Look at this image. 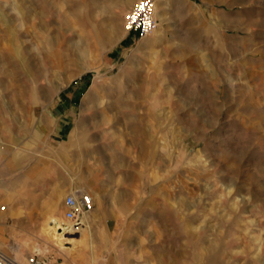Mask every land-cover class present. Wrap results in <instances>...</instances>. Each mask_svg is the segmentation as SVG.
<instances>
[{
  "label": "rangeland",
  "instance_id": "rangeland-1",
  "mask_svg": "<svg viewBox=\"0 0 264 264\" xmlns=\"http://www.w3.org/2000/svg\"><path fill=\"white\" fill-rule=\"evenodd\" d=\"M139 1L0 0V125H71L72 193L100 207L62 245L65 218L0 221V251L264 264V0H161L143 38L125 23Z\"/></svg>",
  "mask_w": 264,
  "mask_h": 264
},
{
  "label": "crops",
  "instance_id": "crops-1",
  "mask_svg": "<svg viewBox=\"0 0 264 264\" xmlns=\"http://www.w3.org/2000/svg\"><path fill=\"white\" fill-rule=\"evenodd\" d=\"M71 128V125H0L2 224L40 225L41 222L30 219L65 218V199L73 194L71 169L66 168L71 160V147L66 143L57 147V135L65 136ZM62 160L63 168L57 165ZM94 203L96 207L87 215L88 219L99 212L98 201L94 199Z\"/></svg>",
  "mask_w": 264,
  "mask_h": 264
},
{
  "label": "built area",
  "instance_id": "built-area-1",
  "mask_svg": "<svg viewBox=\"0 0 264 264\" xmlns=\"http://www.w3.org/2000/svg\"><path fill=\"white\" fill-rule=\"evenodd\" d=\"M157 0H140L126 15V30L139 38L152 34L157 26L155 17ZM64 216L73 227H78L82 216L93 210L95 203L90 193H84L77 197L75 194L67 195L65 199ZM0 264H20L14 258L0 251ZM26 264H47L35 255L27 259Z\"/></svg>",
  "mask_w": 264,
  "mask_h": 264
},
{
  "label": "bare ground",
  "instance_id": "bare-ground-1",
  "mask_svg": "<svg viewBox=\"0 0 264 264\" xmlns=\"http://www.w3.org/2000/svg\"><path fill=\"white\" fill-rule=\"evenodd\" d=\"M162 1L161 0H157L156 1V11H155V17H159V14H160V11H161V7H162ZM157 32V27L155 28V30L153 31V33H156ZM151 37L154 36V34L150 35ZM147 37V36H146ZM47 92V91H46ZM50 93H48L49 95ZM83 192H85L86 190L85 189H82ZM96 195V194H95ZM80 196V195H79ZM77 196V197H79ZM98 196V195H97ZM95 197V196H94ZM95 199V198H94ZM47 205V204H46ZM87 213H85L84 215H86ZM52 220V219H51ZM54 220V219H53ZM61 223V222H60ZM56 221H52V232L51 234L55 237L54 238V241L58 242L59 245H62L60 244V242L62 243L63 241L62 240H70V241H74L73 238H69V237H66V234H69V233H74V232H78L80 231V227H73V225H69V226H63L62 224H60ZM69 223V222H68ZM81 223H78L76 224L77 226H79ZM68 225V224H66ZM84 225V224H83ZM57 243V244H58ZM61 247V246H60ZM26 259L24 261H19L20 264H25L26 263Z\"/></svg>",
  "mask_w": 264,
  "mask_h": 264
},
{
  "label": "trees",
  "instance_id": "trees-1",
  "mask_svg": "<svg viewBox=\"0 0 264 264\" xmlns=\"http://www.w3.org/2000/svg\"><path fill=\"white\" fill-rule=\"evenodd\" d=\"M133 38H134V36L133 35H130V37L126 41H124L122 43V46H128V45H130L132 43Z\"/></svg>",
  "mask_w": 264,
  "mask_h": 264
}]
</instances>
